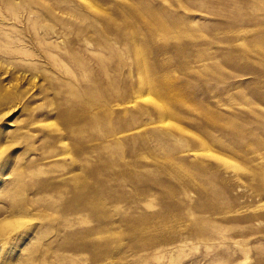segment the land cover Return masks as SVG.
<instances>
[{
    "label": "rangeland",
    "instance_id": "rangeland-1",
    "mask_svg": "<svg viewBox=\"0 0 264 264\" xmlns=\"http://www.w3.org/2000/svg\"><path fill=\"white\" fill-rule=\"evenodd\" d=\"M0 264H264V0H0Z\"/></svg>",
    "mask_w": 264,
    "mask_h": 264
}]
</instances>
